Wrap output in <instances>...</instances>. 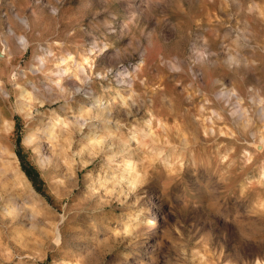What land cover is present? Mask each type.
<instances>
[{"label":"rangeland","instance_id":"1","mask_svg":"<svg viewBox=\"0 0 264 264\" xmlns=\"http://www.w3.org/2000/svg\"><path fill=\"white\" fill-rule=\"evenodd\" d=\"M0 83V264H264V0H0Z\"/></svg>","mask_w":264,"mask_h":264},{"label":"bare ground","instance_id":"2","mask_svg":"<svg viewBox=\"0 0 264 264\" xmlns=\"http://www.w3.org/2000/svg\"><path fill=\"white\" fill-rule=\"evenodd\" d=\"M20 20L23 21V19H20ZM26 42L27 41L25 39H22L21 40V44H20L21 45V49H26V47H27ZM229 59H231V62H232V60H234V58L232 56H229ZM39 67H41V63H39ZM64 71L66 72L67 69H65ZM75 73L78 75V77L80 78V80L85 84V81L88 78V76H86V68L84 66L78 64L77 67H76V69H75ZM128 75H129V69L127 67H124V68L120 69L116 73V82L117 83H120V84H126V83H128V79H127V76ZM130 81H132V79ZM76 90L78 91V94H79L80 98L95 99V95L93 93V90L91 88H89V87L87 89H85L83 92H82V89H80V87H77ZM223 92L222 93H215V96L217 98L218 97L219 98H222L224 96L226 97V94L224 95ZM0 94L6 95L5 87L1 83H0ZM237 94H238V92L236 93V96H237ZM21 96L23 97L22 94H21ZM236 96H235V98H236ZM225 97L222 100H225ZM237 100L239 101V99H237ZM225 102H227V100H225ZM228 102H227V105H228ZM258 103L259 104L255 108V112H253V114L261 122V126L263 124V127H264V107H263L264 104H263V100L261 99ZM22 104H23V101H19V105H22ZM207 104H209L208 101H207ZM237 104H239V102ZM206 106H209V105H206L205 103H203L199 107L200 110L198 112V115H199V118L201 117V123H202V124L200 123V125H201V127L203 129L209 130L211 135H215V130H216L215 125H216V121L219 122L220 120H223V116L221 114L217 113L214 109H211L210 111L208 110L209 112H206V110H207V107ZM234 106H236V105H233L232 107H234ZM22 107H23V105H22ZM91 107L92 108H96V109H104V107L100 103V100H98V99H95L94 100V103H91ZM148 110H149V113H150V117H154V112L151 110V107ZM230 111H231V114L229 113V115H232L231 117H234L242 127H249V126H251L252 120H251V118H249V114L250 113L246 110V108L242 107L239 104L237 108H235V107L232 108V109L230 108ZM169 121L170 120H168L167 118L165 119V121L162 120L161 118H158L156 120V124L162 130L165 131L167 129L166 127L169 126ZM173 123H174V125L176 127L179 125V121H178V119L176 117L173 119ZM4 128H5L4 131H7L8 132V130L10 129V124L8 122H6ZM28 139H31V136H29ZM258 140H259L260 146L263 147L264 146V135L263 134L260 135L258 137ZM1 149H2L1 151H3L6 154L5 155L3 153L5 155V157H7V158H5V160H2V163L5 165L6 170L9 169L10 167L11 168L13 167V169L15 170V174L18 176L19 179L22 180L23 179L22 174L18 170H16V168H15L16 165L14 167L15 161H11V159L8 158V156L13 157V154L12 153H9L5 149V147H3ZM3 154H2V156L4 157ZM49 160H50V157H45V158L42 157V158H40V164H45ZM125 165L127 167H129L131 165V163L130 162H126ZM262 176L264 177V170L262 171Z\"/></svg>","mask_w":264,"mask_h":264}]
</instances>
